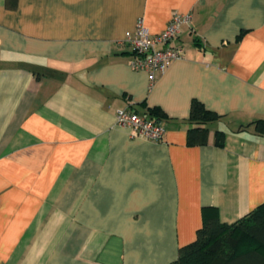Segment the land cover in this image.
<instances>
[{"label":"crops","instance_id":"1","mask_svg":"<svg viewBox=\"0 0 264 264\" xmlns=\"http://www.w3.org/2000/svg\"><path fill=\"white\" fill-rule=\"evenodd\" d=\"M191 13L153 79L125 33ZM198 99L219 117L188 145ZM160 119L154 142L115 122ZM264 0H0V264H168L204 207L264 203ZM224 133L222 146L215 132Z\"/></svg>","mask_w":264,"mask_h":264},{"label":"trees","instance_id":"2","mask_svg":"<svg viewBox=\"0 0 264 264\" xmlns=\"http://www.w3.org/2000/svg\"><path fill=\"white\" fill-rule=\"evenodd\" d=\"M18 0H5L8 8H15ZM150 118L158 122L164 116L159 108H153ZM219 115L209 110L198 99H192L186 142L203 145L208 142V123ZM257 131L264 134V119L255 121ZM224 133L215 132L214 144L222 146ZM203 223L196 239L178 249V257L168 264H264V203L248 215L233 223L221 222L215 207H204Z\"/></svg>","mask_w":264,"mask_h":264},{"label":"built area","instance_id":"3","mask_svg":"<svg viewBox=\"0 0 264 264\" xmlns=\"http://www.w3.org/2000/svg\"><path fill=\"white\" fill-rule=\"evenodd\" d=\"M191 13H174L165 28L158 33H151L139 18L135 27L125 33V42L131 47L133 56L130 67L133 70H145L151 79L156 73L164 72L170 63L184 56V48L174 45L173 41L180 35L181 26L189 25ZM115 122L118 126L131 131V136H142L150 141L162 140L165 128L162 122L139 114L131 107L117 110Z\"/></svg>","mask_w":264,"mask_h":264}]
</instances>
